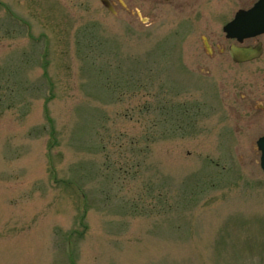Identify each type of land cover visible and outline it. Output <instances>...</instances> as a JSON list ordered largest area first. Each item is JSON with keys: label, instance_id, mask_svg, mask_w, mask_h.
<instances>
[{"label": "rangeland", "instance_id": "obj_1", "mask_svg": "<svg viewBox=\"0 0 264 264\" xmlns=\"http://www.w3.org/2000/svg\"><path fill=\"white\" fill-rule=\"evenodd\" d=\"M110 1L0 0V264H264V127L188 63L236 7Z\"/></svg>", "mask_w": 264, "mask_h": 264}, {"label": "flooded vegetation", "instance_id": "obj_2", "mask_svg": "<svg viewBox=\"0 0 264 264\" xmlns=\"http://www.w3.org/2000/svg\"><path fill=\"white\" fill-rule=\"evenodd\" d=\"M256 0H227L226 5H223L222 8L217 12H205L206 14H213V16L217 19V21L223 20L230 12L233 7L236 9L233 11L232 15L227 19L224 23L229 21L234 13L241 9H247L254 4ZM112 8L114 9L115 3H112L108 0ZM120 7V5L116 4ZM232 5V6H231ZM234 5V6H233ZM121 8V7H120ZM126 11V9L121 8ZM185 22L182 23V25ZM219 22H217L218 24ZM223 23V24H224ZM216 28L210 29L209 27H205L203 33L199 35L200 41V52L193 56V58H188L189 62H196L194 65V70L198 71V67L205 68L202 73L203 77H209L212 69L215 68L217 64H224L226 66L232 67L234 71H230L234 73L235 78L237 77V73L240 78H236L234 84H236L235 89H242L244 91L242 99L236 100L232 98L238 107L242 109L241 112H237L236 121L241 122L242 126L249 131L256 129H262L263 123L262 119L264 118V83L262 79H264V72L258 73L255 69H250L255 64H250V62L258 60L260 57L264 58V54H262V47L264 44V38L262 37L264 33L251 36L247 38H243L241 42H238L235 38H230L225 35L222 31V26L218 31L217 25L214 26ZM186 28L182 26L181 34H185ZM221 32V34H220ZM235 46H258L260 48V54L253 59L236 62L232 59L229 53V47ZM184 65V63L182 64ZM190 65V64H189ZM258 66V65H257ZM243 67L244 70L239 71L237 68ZM249 68L248 70H246ZM234 78V80H235ZM257 95H262L258 97ZM257 103V106L255 105ZM229 110L232 112L230 105L228 106Z\"/></svg>", "mask_w": 264, "mask_h": 264}, {"label": "water", "instance_id": "obj_3", "mask_svg": "<svg viewBox=\"0 0 264 264\" xmlns=\"http://www.w3.org/2000/svg\"><path fill=\"white\" fill-rule=\"evenodd\" d=\"M103 6L112 11L107 0H99ZM121 6H124L121 0H118ZM135 14L139 16L136 11ZM141 19V18H140ZM224 29L228 32L227 36L236 37L238 41L242 38L259 34L264 31V0H259L252 8L244 12H238L233 21L226 25ZM260 48L256 47H229V53L236 62L246 61L257 57L260 54ZM261 150L260 167L264 171V137L257 142Z\"/></svg>", "mask_w": 264, "mask_h": 264}]
</instances>
